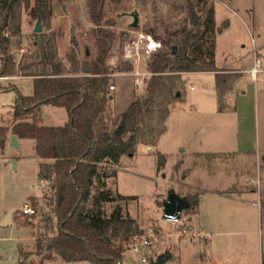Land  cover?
Listing matches in <instances>:
<instances>
[{"label": "rangeland", "instance_id": "obj_1", "mask_svg": "<svg viewBox=\"0 0 264 264\" xmlns=\"http://www.w3.org/2000/svg\"><path fill=\"white\" fill-rule=\"evenodd\" d=\"M144 1L142 4L140 0H124L123 10L109 13L106 19L115 24L113 29L117 32V41L108 62L110 85L114 84L116 88L110 92L114 98L108 102L105 113L106 122L112 130L116 128L121 115L133 101L145 100L152 74L149 68L150 59L158 52L141 57L138 63H131L124 59L125 45L135 39L137 32L153 36L145 31L147 28H155L158 35H164L162 28L159 27V20H168L170 14L172 20L177 19L171 5L174 0ZM184 1L178 0V3H185ZM206 1L215 12L217 67L242 68L254 60L258 52L264 55V0ZM47 2L51 8V15L46 19H40L43 29L40 33L35 32L38 19L31 15V9L26 8L23 3L17 8L18 14L15 18L9 8L0 9V19L5 15L10 17V24L5 29V34L10 40L9 54L17 68L39 63L42 48L47 46V42H43L46 38L53 46L51 51L56 61L62 64L65 74H81V69L77 72L72 71L70 56L75 51L81 68L83 62L93 59L97 51L91 36L93 25L89 22L86 2L85 0ZM31 3L33 7L35 0ZM8 6L10 7V3ZM201 6L202 4L198 5L196 10ZM134 9L139 11L140 18V28L136 31L130 28L133 17L129 15L118 17L120 13H128ZM198 15L202 13L198 12ZM188 28L192 26L188 25ZM122 33H126L130 38L124 40ZM38 34L42 35L37 36ZM153 38L161 42L155 36ZM86 46L89 48V55L86 53ZM141 51L143 49L140 46ZM129 64L132 65L130 70L127 68ZM261 67H264V61ZM218 70L235 73L238 78L240 76L235 71ZM1 71L0 58V73ZM136 72L146 74L145 83L140 88L135 85L137 77L133 74ZM166 74L169 75L170 72L167 70ZM185 76L186 73L181 74L179 85L181 92L172 99L170 110L172 107L174 110L170 111L168 118L160 121L156 113L144 112L139 120L140 132L135 151L124 154L117 164L106 162L100 165V173L105 175L107 188L115 198V202L107 205V212L111 213L115 206L120 204L123 206L124 216L137 220L145 235L152 230L163 235L156 242V251L159 254L170 251L176 257L166 264H247L239 256L240 247L250 238L243 232L233 233L227 237L217 236L216 239H227L229 254L224 257V250L221 248L223 242H220V247H215L216 258L212 260L209 255L213 248L204 245L198 237H182L180 245H175L177 239L173 236L169 240L167 235L175 234L183 226L199 230V227H194L191 222L196 209L183 212L181 221L170 222L164 218L163 202L172 189L181 196L197 200L198 195L195 194L194 186L201 181L203 175L211 178L232 167L238 173L243 172V164L240 163L245 158L238 157L234 151L239 147L253 149L256 145L255 136L257 137L264 127V104L259 94L263 85L261 74H257V81L247 73L239 84V93H234L232 99L221 101H218L214 92V73H194L186 79ZM3 79L5 77H0V127H9L10 131L5 148H0V222L10 211L13 212V218L14 215L18 218L13 224L0 227V255L4 252L8 255L9 250L18 248L19 251L26 253V264H92L88 261L69 263L46 250L57 230L56 221L52 220L54 191L51 182L44 178L40 179L42 160L36 154L34 140L21 139V151L15 149L10 142L16 100L19 95L33 94L34 81L31 77ZM10 85L13 87L4 88ZM225 94L221 97L223 98ZM41 116L42 124L45 126H64L69 121V114L65 108L51 104L42 107ZM163 127L166 128L164 133L159 134ZM208 150H222L227 153H195L188 157L190 153ZM160 155L165 158L162 167L159 166ZM26 204L32 205L37 211L34 229L22 224L25 218L21 210ZM233 229L244 230L243 227ZM38 238L44 239L41 243L44 249L41 251L38 250ZM248 247L255 250L257 244ZM147 253V257L152 255L151 250ZM0 264L21 263L19 258L0 257ZM122 264L148 263L142 261L141 253H136L129 247ZM250 264L253 262L250 261Z\"/></svg>", "mask_w": 264, "mask_h": 264}, {"label": "trees", "instance_id": "obj_2", "mask_svg": "<svg viewBox=\"0 0 264 264\" xmlns=\"http://www.w3.org/2000/svg\"><path fill=\"white\" fill-rule=\"evenodd\" d=\"M31 1L0 0V9L9 8L15 18L17 8L23 3L38 20L50 17L51 8L47 0H35L33 7ZM123 1L85 0L97 51L95 57L83 62L81 68L73 52L70 56L72 71L81 69L78 75L65 74L62 64L56 61L51 51L53 46L46 38L43 42H47L48 51L47 46L42 48L41 61L17 68L9 54L10 40L5 34L10 17L5 15L0 19V76L32 77L34 81L33 94L19 95L16 100L12 134L19 139L35 141L36 154L42 160L40 175L51 182L54 191L52 220L56 221L57 230L46 250L69 263L122 264L131 241L145 235L137 220L124 216L122 205L117 204L108 214L107 205L115 202V198L107 188L105 175L100 173L102 163L117 164L124 154L135 151L140 132L139 120L144 112L156 113L160 121L168 118L171 101L181 92L182 73L214 72L220 97L232 89V83L238 78L235 73L217 69L214 8L208 6L206 0H185V3L174 0L171 5L177 19L172 20L170 14L168 20H159L164 35H158L155 28L145 29L160 39L163 45L150 59L152 76L146 98L144 101H133L121 115L116 128L110 129L105 117L111 100L108 62L117 41V32L113 29L115 24L106 19L109 13L123 10ZM200 4L202 6L196 10ZM121 36L124 40L129 37L126 33ZM127 68L130 70L132 65ZM11 87L13 85L4 88ZM47 104L65 108L69 114L68 123L54 127L43 125L41 110ZM165 129L163 127L159 134ZM9 131V127H0L1 149L6 146ZM164 163L165 158L160 155L159 166ZM187 199L190 203L188 210H195L197 200L192 197ZM22 215L25 218L22 224L34 229L35 215ZM16 218L14 215V220ZM43 241L42 238L37 240L39 251L44 249L41 245ZM156 249H150L152 255H148L149 259L162 255ZM26 259V253L19 251L20 263L26 264Z\"/></svg>", "mask_w": 264, "mask_h": 264}, {"label": "crops", "instance_id": "obj_3", "mask_svg": "<svg viewBox=\"0 0 264 264\" xmlns=\"http://www.w3.org/2000/svg\"><path fill=\"white\" fill-rule=\"evenodd\" d=\"M257 61L261 67L262 61H264V55L258 52L254 57V60L250 61L248 65H245L242 68L217 67V69L235 71L240 75L239 78L235 80L232 89L229 90L223 98L217 93L215 77L214 92H216L218 101L227 98L232 99L234 93H239L240 82L245 79L247 73H250L251 68ZM194 73L205 72L186 73L185 79ZM259 74H261L263 82L259 94L260 99L264 104V67H261L258 75ZM17 77L23 76H8L3 80L14 79ZM255 80L258 81V76ZM191 88L193 89V86ZM243 93L246 94V91ZM173 110L174 107L171 108V112ZM255 138L256 145L253 146V149L239 147L238 150L234 151V154L238 157L245 158V160L240 163V165L243 164V172L238 173L236 172L237 170L235 171L232 167L222 170V172L213 175L211 178L203 175L201 181L197 182L194 186V191L195 194L198 195V199L196 210L192 216L191 222H193L194 227L197 226L203 231L204 237L201 240L204 242V245L213 248L209 255L211 260L216 258L215 247H220V242H223L221 248L224 250V257L229 254L228 247L226 246L227 239H216L217 236L227 237L233 233L243 232L250 238L248 242L245 241L246 243L244 246L240 247L239 256L247 264H250V261H252L253 264H264V127H262V132L260 130L258 136H255ZM19 143L21 145V139H19ZM195 153L211 154L227 152L222 150L197 151L190 153L188 157H191ZM232 170L234 171L231 172ZM254 178L256 179L254 180ZM182 197L187 198V196ZM235 227H241V229L243 227L244 230L233 229ZM252 244H257V248L255 250L251 249V251L248 246H251ZM14 250L17 253L16 257L9 254L11 250H9L8 255H5L4 252L0 257H4V259L15 257L18 259L19 250L18 248H15Z\"/></svg>", "mask_w": 264, "mask_h": 264}, {"label": "built area", "instance_id": "obj_4", "mask_svg": "<svg viewBox=\"0 0 264 264\" xmlns=\"http://www.w3.org/2000/svg\"><path fill=\"white\" fill-rule=\"evenodd\" d=\"M136 31V30H135ZM130 38V37H129ZM140 46L143 51L140 52ZM162 43L156 41L152 35L147 33L137 32L135 39H132L128 42L124 47V59L125 61L131 63H138V60L144 56H150L153 52H156L162 48ZM259 62L257 61L255 65L251 68L250 74L252 78L255 80L257 78V74L259 72ZM133 75L137 77L135 85L137 88L142 87L144 85V79L146 78V74H142L140 72H136ZM152 76V74H151ZM115 85H109V91L112 92L115 90ZM21 212L25 215H35L37 214L36 209L32 205H24ZM181 221V220H180ZM183 222V221H182ZM159 233H156L152 230L148 235H143L141 237H135L129 247L136 253L142 254V261L148 263L150 259L146 256V252L149 251L151 248L156 247V242L159 239ZM175 237L177 240L175 245H180V239L182 237H198L202 239L204 237L203 231L200 229L197 231L194 228L183 226L181 227L175 234H169L167 237Z\"/></svg>", "mask_w": 264, "mask_h": 264}, {"label": "water", "instance_id": "obj_5", "mask_svg": "<svg viewBox=\"0 0 264 264\" xmlns=\"http://www.w3.org/2000/svg\"><path fill=\"white\" fill-rule=\"evenodd\" d=\"M129 15L133 17V21L130 23V28L134 30H138L140 28V18H139V11L137 9H134L131 12H124L118 14V17ZM43 29L41 27V21L40 19L37 21L35 32L40 33ZM86 53L89 55V48L86 46ZM1 77V76H0ZM179 95V93H178ZM114 98L113 95L110 96V99L112 100ZM11 145L21 151L20 149V143L19 138L16 135H12L10 137ZM40 179L43 180V176L40 175ZM190 206V203L186 197H182L179 194L175 192V190H170L168 192L167 199L163 202V212H164V218L167 221L170 222H177L180 220L181 215L183 212L188 210ZM13 224V212L10 211L6 217L0 222V227L8 226ZM12 256H17L16 251L13 249L10 251ZM170 259H176L175 256L171 255V253H164L161 256L157 257L156 259H151L148 264H166Z\"/></svg>", "mask_w": 264, "mask_h": 264}, {"label": "flooded vegetation", "instance_id": "obj_6", "mask_svg": "<svg viewBox=\"0 0 264 264\" xmlns=\"http://www.w3.org/2000/svg\"><path fill=\"white\" fill-rule=\"evenodd\" d=\"M140 1H141L142 4H144V2H145L144 0H140Z\"/></svg>", "mask_w": 264, "mask_h": 264}]
</instances>
